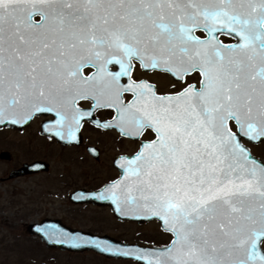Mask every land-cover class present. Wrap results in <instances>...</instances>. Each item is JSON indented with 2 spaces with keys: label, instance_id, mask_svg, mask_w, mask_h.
Listing matches in <instances>:
<instances>
[{
  "label": "snow or ice",
  "instance_id": "snow-or-ice-1",
  "mask_svg": "<svg viewBox=\"0 0 264 264\" xmlns=\"http://www.w3.org/2000/svg\"><path fill=\"white\" fill-rule=\"evenodd\" d=\"M137 65L183 87L158 93ZM95 109L114 113L98 128L139 148L91 198L171 237L95 247L143 264H264V160L244 143H264V0H0V124L53 113L51 135L78 142Z\"/></svg>",
  "mask_w": 264,
  "mask_h": 264
},
{
  "label": "flooded vegetation",
  "instance_id": "flooded-vegetation-1",
  "mask_svg": "<svg viewBox=\"0 0 264 264\" xmlns=\"http://www.w3.org/2000/svg\"><path fill=\"white\" fill-rule=\"evenodd\" d=\"M219 38L225 44L234 43L228 36L221 35ZM113 70H116L115 67ZM133 75L137 80L153 84L158 93L175 92L183 87L169 74L145 71L138 65ZM126 79L122 78L121 82ZM197 80L198 76L195 74L188 78L189 83H197ZM81 106L88 109L91 103L81 102ZM113 115L114 113L108 109L93 110L92 118L82 122L83 127L78 133V142H69L66 138L62 140L51 135L49 124L56 119L52 113L37 114L23 126H0V146H5L0 151V161L8 166L7 179L32 180L33 184L30 186L28 196L30 206L34 208L37 206L40 209L46 194H52L57 202L55 207L57 214H61L57 215V218H43L39 222L28 223L25 227L39 224L44 219H51L73 230L112 238L122 245L163 248L169 244L170 233L163 229L157 219L121 218L113 210L111 201L91 198L106 184L121 178L119 158L132 156L139 148L138 142L122 137L118 130L98 128L93 123L94 120L111 121ZM148 138L150 135L141 139ZM244 143L253 156L258 160H264V143H249L246 139ZM49 185L52 190L46 189L50 188ZM81 194H86L89 198H78ZM148 226L150 232L144 234L142 229ZM112 230L119 232L113 234ZM130 230L134 232H125ZM33 238L38 240L37 237ZM87 253L115 264H138L131 260L109 259L91 252L85 254ZM69 254L84 255V253Z\"/></svg>",
  "mask_w": 264,
  "mask_h": 264
},
{
  "label": "rangeland",
  "instance_id": "rangeland-1",
  "mask_svg": "<svg viewBox=\"0 0 264 264\" xmlns=\"http://www.w3.org/2000/svg\"><path fill=\"white\" fill-rule=\"evenodd\" d=\"M3 147L0 146V151ZM7 167L0 161V264H115L90 253L75 255L47 249L29 236L25 231L26 224L39 222L43 218H57L61 214H57V202L52 194H46L40 209L31 207L28 196L33 181L8 180ZM49 186L47 190L51 189ZM142 231L149 233V226ZM111 232L117 234L119 231Z\"/></svg>",
  "mask_w": 264,
  "mask_h": 264
},
{
  "label": "water",
  "instance_id": "water-1",
  "mask_svg": "<svg viewBox=\"0 0 264 264\" xmlns=\"http://www.w3.org/2000/svg\"><path fill=\"white\" fill-rule=\"evenodd\" d=\"M53 114V113H52ZM27 124V123H26ZM24 123L21 124H11V123H3L0 126H23L26 125ZM47 126V124H46ZM112 204V203H111ZM113 210L115 205L112 206ZM121 218H128L132 220H152L155 218L145 217L144 213H136L135 215H121L116 212ZM141 217V218H137ZM25 231L28 235L32 237H37L38 240L47 248V249H55L62 252L69 253H85L91 252L97 255H100L109 259H117V260H131L135 261L138 264H143L142 261H137L134 256H118L114 255L113 252L103 251L101 248H97L94 246L92 241H97L102 245L106 244L111 249L116 250L123 248L125 250L129 249H154L151 247L145 246H137V245H122L118 241L109 238V237H101L96 236L87 232L78 231L70 229L64 226L57 220L44 219L39 224H30L25 227ZM73 244H78L79 247H74Z\"/></svg>",
  "mask_w": 264,
  "mask_h": 264
}]
</instances>
